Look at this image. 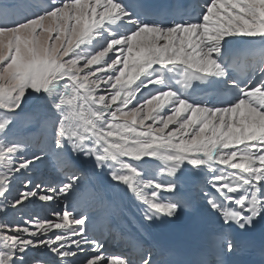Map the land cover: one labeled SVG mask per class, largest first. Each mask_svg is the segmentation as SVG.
Masks as SVG:
<instances>
[{
    "label": "snow or ice",
    "instance_id": "6c2138e0",
    "mask_svg": "<svg viewBox=\"0 0 264 264\" xmlns=\"http://www.w3.org/2000/svg\"><path fill=\"white\" fill-rule=\"evenodd\" d=\"M32 105L45 129L35 150L15 131ZM49 156L59 185L25 178L13 196ZM89 168L131 194L138 231L195 209L213 225L195 264H237L264 222V0L0 4V211L65 202L55 219L0 221V264H155L136 241L135 255L103 254L89 209H118L85 185Z\"/></svg>",
    "mask_w": 264,
    "mask_h": 264
},
{
    "label": "rangeland",
    "instance_id": "374dc122",
    "mask_svg": "<svg viewBox=\"0 0 264 264\" xmlns=\"http://www.w3.org/2000/svg\"><path fill=\"white\" fill-rule=\"evenodd\" d=\"M5 2H7V0H0V4H3ZM37 2L42 6H46L49 0H37ZM43 120H44L43 114L34 105H32L25 107L24 113L21 114V117L17 121V126L15 129L17 135L21 137H28L31 144L33 145L32 150H35V147L41 146L44 142L45 135L43 132H40V125L41 122H43ZM30 134H35V135L32 137ZM28 155L30 156L31 152H29ZM57 167L58 166L56 165L54 159L51 156H49L43 164H38L37 167L25 173L24 176H22L18 181H16L12 195L15 196L20 191L27 190L25 189L23 183L25 178H30L32 180V185H30L29 187H32L33 190H35L34 186L36 184H41L43 189H47V187L53 186L51 181L52 178L54 180L55 177H57L58 179H60L61 177L60 181H62L64 179L65 174L61 171L59 167L58 168ZM46 172L50 173L49 176L50 179L48 180L46 179ZM81 175L84 177V183L87 187L100 189L104 193L103 194L104 197H109L112 199L111 197L112 194H119L113 191L111 186L108 184L105 176L102 175L103 177L102 176L96 177L95 174H93V172L90 170V168L82 170ZM43 180H45V182L47 183H44ZM104 183H106V185ZM96 184H98V187H96ZM106 187L107 190H105ZM39 194L43 195V194H51V193H46L44 190H41ZM33 199L35 200L34 203L30 204L27 201H24L22 205L17 206V208L15 209L10 207H5L2 211H0V221L7 220L10 223H22L23 220L29 218L33 220L55 219V217L53 216V210L60 212L64 210L65 202L63 201L62 197H55L51 201H40L38 200V198H33ZM0 204H3L2 199H0ZM100 211L101 210L99 209H89V214L95 216L96 225H98L101 221L106 220L107 217V216L99 217L101 215ZM101 218L104 219L101 220ZM54 231H58V230H54ZM116 243L117 242H113V244ZM40 251L44 252V249L41 248ZM34 255H36L35 250H33V252L30 254V257ZM30 257H28V259H30ZM81 259H83V254L81 255Z\"/></svg>",
    "mask_w": 264,
    "mask_h": 264
},
{
    "label": "bare ground",
    "instance_id": "6f19581e",
    "mask_svg": "<svg viewBox=\"0 0 264 264\" xmlns=\"http://www.w3.org/2000/svg\"><path fill=\"white\" fill-rule=\"evenodd\" d=\"M40 132H43L45 135V129L43 126V122H41V125H40ZM30 135L33 137L35 134H30ZM152 166L159 169V168L164 167V162L153 159ZM95 176L101 177L102 175L95 174ZM104 184L106 185V183ZM191 184H192L191 179L185 178L182 187H184L185 190H188L190 189ZM96 187H98V184H96ZM105 190H107V187L105 188ZM102 194L104 193L102 192ZM107 194H110V193H107ZM111 197L114 201L109 197H104V198L106 201L114 203V205L118 209V214L115 216H112L110 219L106 217V220H109L107 224H108V227L110 228V232L120 233L123 236L124 235L128 236L130 234L132 236L131 237L132 241L137 240L139 238L144 239V241L148 243V245H150V250L155 248L157 244H159L163 239H165L167 236H169L172 233L171 228L173 227V221L181 222L183 224H191L193 223L195 217L201 214L199 211L195 209L183 210L180 216L171 222H163V223L158 222L157 224H159V230H157L156 232L153 233L148 230L146 232H141L137 230V221L139 220L140 209L138 207L137 202H135L134 199L131 197V194L129 193L125 195L124 193L120 192L119 194H112ZM100 213L101 215L99 217L107 216L106 213H104L103 211L102 212L100 211ZM103 219L104 218H101V220ZM131 250H133V248L130 245L126 249V251H131ZM102 252L103 254L108 255L105 249H102ZM158 258L159 257L157 254L153 255V260L155 262L157 261ZM155 264H159V263H155Z\"/></svg>",
    "mask_w": 264,
    "mask_h": 264
}]
</instances>
